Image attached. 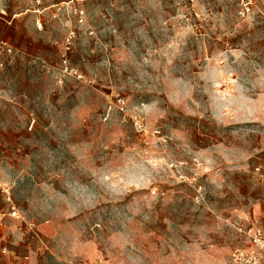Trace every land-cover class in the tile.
I'll use <instances>...</instances> for the list:
<instances>
[{
	"label": "rangeland",
	"instance_id": "obj_1",
	"mask_svg": "<svg viewBox=\"0 0 264 264\" xmlns=\"http://www.w3.org/2000/svg\"><path fill=\"white\" fill-rule=\"evenodd\" d=\"M0 15L1 222L30 227L38 264H231L253 247L264 0H0Z\"/></svg>",
	"mask_w": 264,
	"mask_h": 264
},
{
	"label": "crops",
	"instance_id": "obj_2",
	"mask_svg": "<svg viewBox=\"0 0 264 264\" xmlns=\"http://www.w3.org/2000/svg\"><path fill=\"white\" fill-rule=\"evenodd\" d=\"M10 21L0 15V28L6 29ZM39 238L40 231L34 232ZM30 227L21 219L6 217L0 225V264H38L37 250L29 242ZM2 247H6L2 251Z\"/></svg>",
	"mask_w": 264,
	"mask_h": 264
},
{
	"label": "built area",
	"instance_id": "obj_3",
	"mask_svg": "<svg viewBox=\"0 0 264 264\" xmlns=\"http://www.w3.org/2000/svg\"><path fill=\"white\" fill-rule=\"evenodd\" d=\"M1 49L2 45L0 44V51ZM4 216L5 214H0V225ZM249 240L253 247L250 250L235 249L231 254V264H264V230L256 229L253 233H249ZM5 249L6 247H2V251Z\"/></svg>",
	"mask_w": 264,
	"mask_h": 264
}]
</instances>
